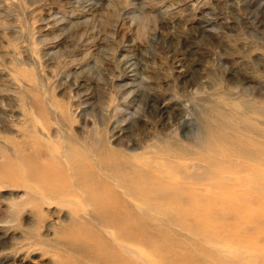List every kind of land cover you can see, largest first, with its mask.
Here are the masks:
<instances>
[{
  "label": "rangeland",
  "instance_id": "rangeland-1",
  "mask_svg": "<svg viewBox=\"0 0 264 264\" xmlns=\"http://www.w3.org/2000/svg\"><path fill=\"white\" fill-rule=\"evenodd\" d=\"M263 66L264 0H0V264H54L57 234L77 237L55 203L84 190L70 187L66 143L162 208L134 230L86 217L84 242L124 233L135 264H264ZM215 116L237 145L207 143ZM165 142L183 157L158 160Z\"/></svg>",
  "mask_w": 264,
  "mask_h": 264
},
{
  "label": "bare ground",
  "instance_id": "bare-ground-1",
  "mask_svg": "<svg viewBox=\"0 0 264 264\" xmlns=\"http://www.w3.org/2000/svg\"><path fill=\"white\" fill-rule=\"evenodd\" d=\"M155 26V25H154ZM162 28V27H161ZM179 43V42H178ZM176 52V50L174 51ZM173 54V53H172ZM175 57V55H174ZM168 59V58H167ZM264 67V66H263ZM153 80V79H152ZM216 80V79H215ZM112 81V80H111ZM161 81V80H160ZM235 81V80H234ZM167 90V88H166ZM182 91V90H181ZM155 101V100H154ZM78 106V105H77ZM59 107V106H58ZM39 108V107H38ZM60 108V107H59ZM80 108V107H79ZM159 108V107H158ZM42 109V108H41ZM63 109V108H62ZM242 109L248 113V106L242 107ZM216 111V110H215ZM241 111V110H240ZM255 111V110H254ZM235 112V111H233ZM237 112V111H236ZM219 113V112H217ZM231 113V112H230ZM260 113V112H259ZM43 114V113H42ZM242 114V113H241ZM251 114V113H250ZM255 112H253V115ZM66 115V114H64ZM71 115V114H70ZM168 115V114H167ZM175 115V114H174ZM252 115V116H253ZM264 115V114H263ZM162 116V115H161ZM38 118V117H37ZM215 121L221 125L218 128L211 129V133L207 136V143L210 142L221 145L222 143L229 145H237V140L234 135H230L226 131V124L222 123L218 120V116H215ZM237 119V118H236ZM248 119V118H246ZM245 119V120H246ZM254 119V118H253ZM44 120V119H43ZM64 120V119H63ZM68 120V119H67ZM72 121V120H71ZM76 122V121H75ZM249 122V121H248ZM42 124V123H41ZM235 125L241 129V131H246L248 133V123L245 121H237ZM36 126V125H35ZM252 126V125H251ZM34 127V126H33ZM254 127V126H252ZM42 128V127H41ZM264 128V127H263ZM30 129V128H29ZM38 129V128H37ZM253 129V128H252ZM263 130V129H262ZM45 131V130H44ZM143 133V132H142ZM234 133V132H233ZM237 133V132H236ZM70 134V133H69ZM238 134V133H237ZM239 136L241 137V132H239ZM261 134V133H260ZM149 135V134H148ZM262 135V134H261ZM27 136V135H26ZM36 136V135H35ZM239 137V138H240ZM7 138V137H6ZM69 142L75 141L74 139H68ZM48 141V139H47ZM264 141V140H263ZM8 142V141H7ZM49 142V141H48ZM65 142V140H64ZM45 143V142H44ZM52 143V142H51ZM17 144V143H16ZM166 145L161 144L159 148L156 149L155 156L158 160H162L166 155L170 157L175 156L177 158H182L184 152L182 150L184 148H180V146L176 145L174 147L173 144H169L165 142ZM54 145V144H53ZM158 145V144H157ZM50 146V145H49ZM66 153L63 154V161L65 162V169L70 179V187L73 190L78 192V188L84 189L80 194V199L78 202L73 200H59L55 202L60 206H67L68 211L70 213V220L67 221L64 229L67 233L74 231V234H77V237H72V239L65 240V242L58 239V234L56 240H53L52 245L50 246L51 251L53 252L55 259L54 264H127L124 259H122L121 253L122 250L128 254H130V259L132 258L131 264H135V260L137 259L135 256L136 249L130 248L129 250L125 249V247L119 242V237L125 236H117L115 241V237L113 238V245H102L98 244L97 246L93 245L89 242H84L82 240V236L84 235L87 238L96 237L95 231L88 227L90 223L86 220V217L95 220V225L97 224L103 229L113 225L118 226L119 224L128 223L129 219L132 221L129 225H131V229L134 230L135 226V218L139 216L146 217L150 212L154 210H162L161 207L158 208L157 204H149L145 201L146 195L149 193H145L147 191L145 185H141L139 190L136 191L134 189L133 183L136 182V178L128 177L123 173H120V169L117 164L103 165L99 167V169L91 164L89 149L87 150L85 147L81 145L75 144H67L66 143ZM81 146V147H80ZM48 147V146H47ZM55 147V146H54ZM153 147V146H152ZM151 147V148H152ZM53 148V147H52ZM54 149V148H53ZM181 149V150H180ZM27 150V149H26ZM56 150V149H55ZM180 150V151H179ZM57 151V150H56ZM22 152V151H21ZM181 152V153H179ZM210 153V152H209ZM224 154V153H223ZM132 156V154H131ZM136 156V155H134ZM133 157V156H132ZM133 159V158H132ZM227 159V158H226ZM234 159V158H233ZM143 160V159H142ZM196 160V159H191ZM238 160V159H237ZM139 161V160H138ZM148 161V160H147ZM146 161V162H147ZM98 163V162H97ZM180 163V162H179ZM18 164V163H17ZM138 164V163H137ZM166 164V163H165ZM168 164V163H167ZM144 166V165H143ZM264 166V165H263ZM101 169L106 173L103 174ZM164 170V169H163ZM24 174V173H23ZM22 175V174H21ZM245 175V174H244ZM111 176L113 182H108V177ZM230 177V176H229ZM244 177V176H243ZM23 178V177H22ZM153 178V177H152ZM153 180V179H151ZM165 180V179H163ZM169 180V179H168ZM236 180V179H235ZM167 181V180H166ZM107 182V183H106ZM25 183V182H24ZM188 183V182H187ZM243 183V182H242ZM23 184V183H22ZM31 185V184H30ZM124 186H126V190H124ZM121 186V187H120ZM27 188V187H26ZM194 188V187H193ZM25 189V188H24ZM29 189V188H28ZM57 189V188H56ZM223 189V188H222ZM221 189V190H222ZM26 190V189H25ZM199 190V189H198ZM202 190V189H201ZM214 190V189H213ZM224 190V189H223ZM30 191V190H29ZM200 191V190H199ZM174 191H168L166 195H170V198H177V196L172 193ZM202 192V191H201ZM218 192V191H217ZM157 193H163L162 190H158ZM61 194V193H60ZM37 195V193L33 194ZM48 195V194H47ZM165 195V194H164ZM35 197V196H34ZM59 197V196H58ZM42 204H52L49 198L37 195V198H33ZM139 200H143L144 202H140ZM26 201V199H25ZM64 201V202H62ZM200 201V200H199ZM54 203V204H55ZM250 203V202H249ZM56 206V205H55ZM52 207V206H51ZM61 208V207H60ZM66 208V207H65ZM50 209V208H49ZM182 209V208H181ZM188 211V209H187ZM179 212V211H178ZM189 212V211H188ZM187 212V213H188ZM195 213V212H194ZM22 214V213H21ZM189 214V213H188ZM150 215V214H149ZM64 216V215H63ZM69 217V216H68ZM67 217V218H68ZM140 218V217H139ZM160 219V218H159ZM189 219V218H188ZM208 219V218H207ZM231 219V218H230ZM2 220V219H1ZM16 220V219H15ZM23 220V219H22ZM18 221V220H17ZM34 221V220H33ZM54 222V221H53ZM59 222V221H58ZM5 223V222H4ZM14 224V223H13ZM15 225V224H14ZM47 225V224H46ZM162 225V224H160ZM53 226V224H52ZM173 226V225H172ZM180 226V225H179ZM24 227V226H23ZM34 227V226H32ZM48 227V226H47ZM75 228L79 229L78 231ZM19 229V228H18ZM41 229V228H40ZM177 229V227H176ZM236 229V228H235ZM234 229V230H235ZM57 230V229H56ZM113 230V229H112ZM237 230V229H236ZM54 231V230H53ZM105 231V230H104ZM108 231V230H107ZM178 231V230H177ZM182 231V230H181ZM131 232V231H130ZM179 232V231H178ZM104 233V232H103ZM113 233V232H112ZM127 233V232H125ZM166 233V232H163ZM180 233V232H179ZM209 233V232H208ZM264 233V232H263ZM73 234V235H74ZM122 234V232H120ZM168 234V233H167ZM174 234V233H173ZM70 235V234H69ZM105 235V234H104ZM164 235V234H163ZM188 235V234H187ZM190 235V234H189ZM112 236V234H111ZM115 236V235H114ZM191 236V235H190ZM47 237V236H46ZM62 237V236H61ZM108 237V236H107ZM133 237V236H132ZM203 237V236H201ZM12 238V237H11ZM18 238V237H17ZM55 238V237H54ZM70 238V237H69ZM188 238V237H187ZM97 239V238H96ZM248 239V238H247ZM43 240V239H42ZM47 240V239H46ZM49 240V239H48ZM182 240V239H181ZM95 241V240H93ZM122 241V240H121ZM166 241V240H165ZM190 241V240H189ZM201 241V240H200ZM244 241V240H243ZM28 242V241H27ZM41 242V241H40ZM47 242V241H46ZM133 242V241H132ZM192 242V240H191ZM215 242V241H212ZM98 243V242H96ZM100 243V242H99ZM129 243V242H128ZM163 243V241L161 242ZM187 243V241H186ZM124 244H127L126 242ZM153 244V243H152ZM189 244V243H188ZM211 244V243H210ZM32 245V244H30ZM46 245V244H45ZM69 245V246H68ZM130 245V244H129ZM132 246V245H131ZM205 246V245H204ZM209 246V245H208ZM213 246V245H212ZM211 246V247H212ZM239 247V246H238ZM242 247V246H240ZM239 247V248H240ZM129 248V246H128ZM217 248V247H216ZM154 249V248H153ZM188 249V248H185ZM187 251V250H186ZM158 253V252H157ZM194 253V252H191ZM198 253V252H197ZM215 253V252H214ZM233 253V252H232ZM231 253V254H232ZM251 253V252H250ZM52 254V255H53ZM173 254V253H172ZM50 255V254H49ZM158 255V254H157ZM162 255H164L162 253ZM194 255V254H192ZM197 255V254H195ZM213 255V254H212ZM211 255V256H212ZM216 255V254H215ZM220 255V254H219ZM224 255H227L224 253ZM127 256V255H126ZM140 256V255H139ZM160 256V254H159ZM166 256V255H165ZM199 256V255H198ZM231 256V255H230ZM245 256V255H244ZM6 257V256H5ZM53 257V256H52ZM128 257V256H127ZM164 257V256H163ZM168 257V256H166ZM170 257V256H169ZM214 257V256H213ZM212 257V258H213ZM237 257V256H236ZM135 258V259H133ZM182 257V261H183ZM221 258V256H220ZM223 258V257H222ZM232 258V257H231ZM244 259V257H242ZM246 258V256H245ZM259 258V257H258ZM165 259V258H164ZM215 259V258H214ZM234 259V258H233ZM140 260V259H139ZM219 259H217L218 261ZM232 260V259H231ZM250 260V259H249ZM259 259H257L258 261ZM146 261V260H145ZM178 261V259H177ZM235 261V260H234ZM242 261V260H241ZM180 262V261H179ZM216 262V261H215ZM219 262V261H218ZM222 262V261H221ZM251 262V260H250ZM157 263V262H156ZM166 263V262H165ZM174 262H171V264ZM237 263V262H236ZM246 263V261H245ZM143 264V263H142ZM189 264V263H188ZM214 264V263H213ZM231 264V263H230ZM244 264V263H243ZM248 264V263H247ZM254 264V263H253Z\"/></svg>",
  "mask_w": 264,
  "mask_h": 264
}]
</instances>
